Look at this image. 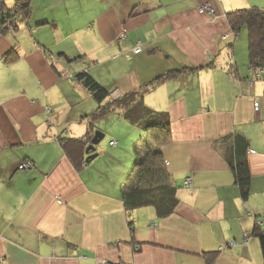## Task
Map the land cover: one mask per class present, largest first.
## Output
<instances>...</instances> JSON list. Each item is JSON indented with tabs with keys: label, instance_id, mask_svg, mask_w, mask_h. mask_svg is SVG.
I'll return each mask as SVG.
<instances>
[{
	"label": "crops",
	"instance_id": "crops-1",
	"mask_svg": "<svg viewBox=\"0 0 264 264\" xmlns=\"http://www.w3.org/2000/svg\"><path fill=\"white\" fill-rule=\"evenodd\" d=\"M27 2L29 17L0 32V264H264L253 233L264 232V80L238 65L227 19L264 0ZM172 71L142 101L170 119L161 148L178 202L167 216L128 212L122 189L151 138L118 110L104 117L116 116L117 129L87 163L99 106L76 75L117 98ZM227 135L241 139L233 146ZM65 138L81 140L85 164H74ZM235 150L246 151L247 199L228 158ZM25 160L34 166L19 169Z\"/></svg>",
	"mask_w": 264,
	"mask_h": 264
},
{
	"label": "trees",
	"instance_id": "trees-1",
	"mask_svg": "<svg viewBox=\"0 0 264 264\" xmlns=\"http://www.w3.org/2000/svg\"><path fill=\"white\" fill-rule=\"evenodd\" d=\"M29 14L27 0H20L13 8L9 9L5 6H0V32H5L14 27L13 21L16 17H29ZM227 19L235 37H238L243 27H247L249 71L251 72L249 80H264V7L240 8L228 12ZM77 58L75 57V59ZM236 68L237 65L232 62L231 69L237 71ZM259 71L261 72L260 78L257 77V72ZM175 72L179 73L178 71L166 73L144 84L141 88L117 98H110L111 93L91 74L80 72L76 75V79L89 90L99 106L91 116V124L118 110H124L122 112L123 117L131 124L141 127L151 138L150 140H144V144L141 147H137V151H139L138 149L144 150V156L136 161L133 171L122 189L124 206L128 212L144 206H154L159 216H167L174 211L177 205V187L171 182L161 148L171 137L170 119L167 114L149 109L142 101L144 94L161 84V82L175 76ZM92 137L89 138L88 144ZM237 138L239 139L240 136L227 135L225 140L227 142L233 139L232 143L234 146L238 140ZM61 142L74 164L80 167L84 161L82 156L77 154L75 145L82 149L81 140L65 138L61 139ZM242 142H244V147L247 148L249 141L244 137ZM236 151L230 153L231 155L228 158L241 196L247 199L250 194L251 175L245 155L246 151H244L243 155L239 153L238 155ZM258 231L260 230L255 227L253 233L259 237L264 255V232Z\"/></svg>",
	"mask_w": 264,
	"mask_h": 264
},
{
	"label": "rangeland",
	"instance_id": "rangeland-1",
	"mask_svg": "<svg viewBox=\"0 0 264 264\" xmlns=\"http://www.w3.org/2000/svg\"><path fill=\"white\" fill-rule=\"evenodd\" d=\"M236 39H237L236 61L238 65L240 66V68L244 70H249V41H248L247 27L242 28V30L240 31ZM99 121L95 123L96 131H101L105 133V137L99 143V145H102V144L105 145V143H108L109 139L112 137V134L113 132H115V129H117V126H115L114 124L116 121V116L113 115L110 118L108 117V118L102 119V122L101 121L99 122ZM144 132H145L144 130L139 129V135H142V133ZM146 139H148V137L144 138L141 141L142 144H144V140Z\"/></svg>",
	"mask_w": 264,
	"mask_h": 264
},
{
	"label": "built area",
	"instance_id": "built-area-1",
	"mask_svg": "<svg viewBox=\"0 0 264 264\" xmlns=\"http://www.w3.org/2000/svg\"><path fill=\"white\" fill-rule=\"evenodd\" d=\"M200 11L201 12H204V11H208V12H211V11H214V8L210 5V4H204L200 7ZM125 36V31H123L121 34H120V37H124ZM142 51V46H141V41L139 40L135 47H134V53L135 54H138ZM257 77L260 78L261 77V72H257ZM260 105L259 101H255V107L258 108ZM51 109L50 108H47V111L49 112ZM111 145H115V141H111L110 142ZM34 166V163L30 160H25L23 162H21L18 166L19 169L21 170H24V169H27V168H32ZM191 184V178H187L185 180V183L184 185L187 187V186H190ZM97 264H118V263H115V262H112V261H106V260H99L97 262Z\"/></svg>",
	"mask_w": 264,
	"mask_h": 264
},
{
	"label": "water",
	"instance_id": "water-1",
	"mask_svg": "<svg viewBox=\"0 0 264 264\" xmlns=\"http://www.w3.org/2000/svg\"><path fill=\"white\" fill-rule=\"evenodd\" d=\"M104 136L103 132L95 131L90 143L86 147V153L88 154L86 158L87 163L98 156L99 153L96 151V146L103 140Z\"/></svg>",
	"mask_w": 264,
	"mask_h": 264
}]
</instances>
